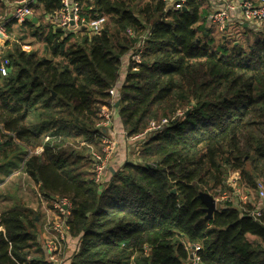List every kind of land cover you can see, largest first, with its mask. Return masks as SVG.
Returning <instances> with one entry per match:
<instances>
[{
	"label": "trees",
	"instance_id": "16d2710c",
	"mask_svg": "<svg viewBox=\"0 0 264 264\" xmlns=\"http://www.w3.org/2000/svg\"><path fill=\"white\" fill-rule=\"evenodd\" d=\"M76 1L86 21L107 17L102 30L47 21L64 0L33 3L37 22L6 23L0 167L19 158L7 176L23 172L45 197L71 201L67 222L80 240L71 264H193L195 246L197 264H264V209L252 214L264 180V32L228 38L211 24L204 0H186L181 10L164 0ZM148 34L134 64L131 54ZM28 36L43 42L44 55L24 49L19 41ZM104 106L117 110L128 137L169 120L145 142L144 161L127 162L106 185L89 170ZM38 147L42 153H29ZM232 173L255 199L228 196L209 217L200 194L231 191ZM37 221L31 208L3 207L0 264H54Z\"/></svg>",
	"mask_w": 264,
	"mask_h": 264
},
{
	"label": "built area",
	"instance_id": "2783aa9c",
	"mask_svg": "<svg viewBox=\"0 0 264 264\" xmlns=\"http://www.w3.org/2000/svg\"><path fill=\"white\" fill-rule=\"evenodd\" d=\"M169 6H173L176 9H183L186 0H164ZM37 0H22L17 2L14 12L0 22V74L2 76H7L10 72L9 65L10 61L1 56V51L5 47L6 41L10 39L9 34L6 30V23L10 19H16L18 23H23L28 20V16H34V10L31 7L33 3ZM220 5L218 8L209 16L211 24L215 25L217 29L225 34L228 38H234L239 32H241V27L250 26L254 29H258V26L264 22V0H217ZM238 14V15H236ZM236 18V19H235ZM50 21L53 20L58 28L64 29L66 31H75L79 29H86L90 34H94L104 27L107 17L101 16L95 19L86 21L80 16V4L76 0H64V7L61 13L55 17H49ZM235 19V20H234ZM130 35L134 33L129 30ZM149 37L148 35H143L140 44L137 49L132 52L131 60L134 64H138L142 61V55L145 50V41ZM110 94L114 97L117 95L116 88L110 90ZM101 121L98 126L105 129L110 126L113 120L114 113L109 107H102L99 113ZM169 122L168 119H163L159 124H153L151 130L156 132L161 131L162 127ZM153 123V122H152ZM2 128L0 133V142L3 141V134H8L6 130ZM128 137V136H127ZM131 139H136V136L129 137ZM103 150L106 153L105 157L100 152L96 151L94 146H91L90 151V171L92 173V178L97 184H103L107 181L106 178V157L113 150L115 142L109 139L103 138ZM29 153L40 154L43 152L42 147L36 149L28 148ZM239 174L232 173L229 179V185L233 188V193H240L241 187L244 192V187L239 184ZM240 187H239V186ZM245 194V195H244ZM242 201L247 202L248 194L243 193ZM259 203L256 210L252 212L254 216H258L260 211L264 209V184H259ZM229 195L226 194L222 198L225 199ZM55 208L61 212L62 215L67 216L65 219L57 221L53 226V231L57 236V241H48L44 244V248L47 253V259L54 264H57L59 256V247L63 246L64 243L70 238V225L67 222L68 216L71 214L72 203L68 198H60L55 200ZM0 221H1V210H0ZM2 226L0 225V230ZM201 247L195 246L193 248L192 260L193 264L199 262L200 257L198 256V251Z\"/></svg>",
	"mask_w": 264,
	"mask_h": 264
},
{
	"label": "rangeland",
	"instance_id": "374dc122",
	"mask_svg": "<svg viewBox=\"0 0 264 264\" xmlns=\"http://www.w3.org/2000/svg\"><path fill=\"white\" fill-rule=\"evenodd\" d=\"M145 1V0H144ZM260 25V24H259ZM75 32H77V30H75ZM79 33V32H78ZM20 35V32H14V35ZM255 36V35H254ZM253 37V36H252ZM251 37V38H252ZM11 44L14 43V38L11 40ZM20 43L23 44L24 49L26 50H37L39 51L40 55H44V44L43 42L37 40L34 37L28 36L23 42L19 41ZM7 48L6 46L4 47V49ZM130 56V53L128 54ZM129 56H125L124 57V63L122 64V68H121V81L122 83L125 80L127 71H128V59ZM127 59V61H125ZM118 99L116 98V96L113 98V104L116 103L117 104ZM117 106L113 105V108H115ZM112 107L110 108L111 111L114 113V117L116 118V113L117 110H114ZM181 114V112H180ZM161 121H153V123L150 124V127L144 131L141 132L140 134L134 135L137 138L136 139H131L129 137H127V144H125V148H126V157L123 159V161L121 162V165L117 168V171L124 169L125 164L127 162H142L144 161L143 159V155H142V151L144 149V145L145 142L148 141L149 137H151V135L156 132L155 130H151V126L153 124H159ZM106 129V128H105ZM104 129V132H105ZM127 132V131H126ZM122 134V133H121ZM116 148V145L113 146V150L108 154V156L106 157L105 163H106V178L108 180H110L112 178V172L110 171V165L113 159L112 153L114 152ZM96 151L100 152L101 154L106 155V153L102 152L103 150V145L99 144L98 146H95ZM114 154V153H113ZM19 163V158H15L13 160V163H11L10 165H1L0 167V210L3 209V207H10V206H23V207H28L33 209L34 211V215H36V218L38 219L37 221V225H38V235H42L41 238L43 237V231L46 230L47 234L45 233L46 236H48L49 241H57V236L56 239L54 236H50L49 233L51 232V229L53 228L54 224L57 221L63 220L65 219L67 216H64L61 214V212H59L58 209L55 208L54 204H55V200H51L47 197H45L39 190L38 187L36 185H34L29 178L23 174V172L20 171H14V175L11 176H7V173L9 170H11V167L15 168V165ZM91 169V167L89 166V170ZM1 180H3L4 182L1 183ZM108 180L105 181L102 185H106L108 183ZM260 183L264 184V180H260ZM239 186V185H238ZM240 187V186H239ZM231 188V186H230ZM225 193H228V195L230 196V198L233 199V201L235 203H240L242 202V197L245 195H243V193H247V190L243 189L241 187V192L240 193H233V188H231V191L229 189H225L222 190ZM223 192V193H224ZM207 193V192H205ZM222 194H218V196H214L216 198V202H217V209L220 208L222 205L224 206V200L221 196H224ZM210 194V193H208ZM257 194V191L253 190L251 195H248V202L250 200L255 199V196ZM220 195V196H219ZM213 196V195H212ZM221 198V199H220ZM47 206V208H50V211H48V213L45 211V207ZM42 224H45L46 229L44 227H42ZM40 230V232H39ZM42 230V231H41ZM53 230V229H52ZM52 234V232H51ZM56 235V234H55ZM72 236H70L71 238ZM40 238V239H41ZM69 238V239H70ZM39 239V240H40ZM55 239V240H54ZM68 239V240H69ZM48 242V241H45ZM80 246V240L78 239H74L69 241V243L66 245L65 243L63 244V246L59 247V256L57 257L58 262L57 264H71V258L68 259V253L64 252L65 248L68 247L69 249H74V253L79 249ZM67 249V248H66ZM69 251V250H68ZM191 252V256H192V251ZM70 254V253H69ZM68 256V257H67ZM134 264V261L131 263Z\"/></svg>",
	"mask_w": 264,
	"mask_h": 264
},
{
	"label": "crops",
	"instance_id": "0c3cea01",
	"mask_svg": "<svg viewBox=\"0 0 264 264\" xmlns=\"http://www.w3.org/2000/svg\"><path fill=\"white\" fill-rule=\"evenodd\" d=\"M19 1H22V0H0V22L3 21L5 18H7L8 15H11L14 12L15 6H16L17 2H19ZM204 1L207 5L206 7H208V6L210 7L211 14L220 5V3L217 2V0H204ZM3 7H5V9H3ZM236 15H238V14H236ZM46 20L50 21L49 17L48 18L46 17ZM246 27L247 28H245L242 32H239V34H237V35H240V37L243 38V37L250 36L251 35L250 32H254L256 34L264 32V22L261 26L260 25L258 26V29H254L253 27H250V26H246ZM125 61H127V59ZM115 116H116V118L113 116V120H112L111 125L106 127L105 132L103 134V137L102 138L100 137L96 140L97 146L99 144L104 145L103 144V138H106V139H109L110 141L115 142L116 148L113 152L114 154L112 153V156L113 155L114 156H113V159H112V162L110 165V171L112 172L111 173L112 175H114L117 172L116 167L117 166L119 167L121 165V162L123 161V159L126 157L127 152H126L125 144H127L126 140H127V136H128L126 130L124 129V127L121 123V119H120L118 113H116ZM14 174L15 173H13L12 175H14ZM23 174L26 175L25 173H23ZM30 181L32 182V180H30ZM44 207H45V211L47 213H48V211L51 212L50 208L48 209L47 206H44ZM42 227H44L46 229L45 224H42ZM39 232H40V230H39ZM51 232H52V234H51ZM51 232L49 233V235L54 236L56 239L55 232L52 229H51ZM45 233L47 234L46 230L43 231V237L42 238H41L42 235H40V236L38 235V241L43 247H44V244L46 243L45 241H49V238H48V236L45 235ZM75 238L71 237L65 244L67 245L69 243V241L74 240ZM76 239H78V238H76ZM66 248H65V251H63V253L64 252L68 253V256L70 255L69 257L67 256L69 259L73 256L74 249L72 250V249H69L68 247H66Z\"/></svg>",
	"mask_w": 264,
	"mask_h": 264
},
{
	"label": "water",
	"instance_id": "95a60500",
	"mask_svg": "<svg viewBox=\"0 0 264 264\" xmlns=\"http://www.w3.org/2000/svg\"><path fill=\"white\" fill-rule=\"evenodd\" d=\"M28 19L33 20L34 22H37V18L35 16H28ZM119 102H117L116 106H118ZM175 191V190H173ZM201 199L206 204L207 208L206 211L208 213V216H212L213 213L217 210V202L216 198L208 193H201L200 194Z\"/></svg>",
	"mask_w": 264,
	"mask_h": 264
}]
</instances>
